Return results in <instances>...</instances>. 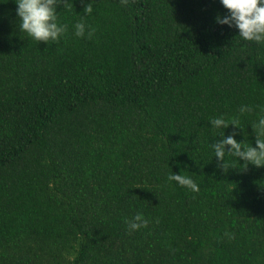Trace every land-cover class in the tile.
<instances>
[{
  "label": "trees",
  "instance_id": "trees-1",
  "mask_svg": "<svg viewBox=\"0 0 264 264\" xmlns=\"http://www.w3.org/2000/svg\"><path fill=\"white\" fill-rule=\"evenodd\" d=\"M65 2L46 44L0 0V264H264V166L224 172L210 123L255 147L264 43L221 0Z\"/></svg>",
  "mask_w": 264,
  "mask_h": 264
},
{
  "label": "clouds",
  "instance_id": "clouds-1",
  "mask_svg": "<svg viewBox=\"0 0 264 264\" xmlns=\"http://www.w3.org/2000/svg\"><path fill=\"white\" fill-rule=\"evenodd\" d=\"M18 5L16 12L20 19L19 30L24 31L32 39L38 42L58 41L60 36L67 32V25L57 24L56 8L57 5L63 4L69 8L65 0H15ZM122 4H127V0H121ZM224 8L227 9L228 15L221 18L219 15L216 21L219 24H227L229 27L235 26L239 30V35L246 41L264 43V0H221ZM93 7L91 3L84 6V13L91 14ZM95 29H89L88 38H92ZM75 36L83 37L85 35V24L79 22L75 25ZM240 113L251 112L249 106H241ZM264 112V109H261ZM214 128L225 129L232 124L235 128H240L239 119L233 118L231 122L226 121L223 117L214 118L210 121ZM234 130L212 144L215 156L223 163L220 167L227 172L229 167H233L224 162L226 152L229 155L240 158L246 169L248 164L256 167L264 166V116H261L257 123L252 125L255 133V147L243 146L242 141H237L234 137L237 134ZM227 146V149H226ZM169 181H176L179 185L190 188L193 191H199L198 185L189 177L181 174H170ZM128 225L129 232L147 227L149 221L143 217L142 213H137L131 220L125 221ZM158 223V221H157Z\"/></svg>",
  "mask_w": 264,
  "mask_h": 264
}]
</instances>
